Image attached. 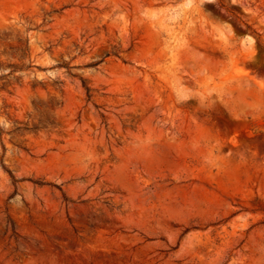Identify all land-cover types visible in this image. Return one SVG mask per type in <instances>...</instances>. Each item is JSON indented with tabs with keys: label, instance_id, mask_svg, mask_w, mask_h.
Listing matches in <instances>:
<instances>
[{
	"label": "rangeland",
	"instance_id": "obj_1",
	"mask_svg": "<svg viewBox=\"0 0 264 264\" xmlns=\"http://www.w3.org/2000/svg\"><path fill=\"white\" fill-rule=\"evenodd\" d=\"M0 264H264V0H0Z\"/></svg>",
	"mask_w": 264,
	"mask_h": 264
},
{
	"label": "trees",
	"instance_id": "obj_2",
	"mask_svg": "<svg viewBox=\"0 0 264 264\" xmlns=\"http://www.w3.org/2000/svg\"><path fill=\"white\" fill-rule=\"evenodd\" d=\"M55 67H65V68H69L68 66H65V65H63V63L61 64V63H59V64H57ZM85 89H86V92L88 93L89 92V88L88 87H85Z\"/></svg>",
	"mask_w": 264,
	"mask_h": 264
}]
</instances>
